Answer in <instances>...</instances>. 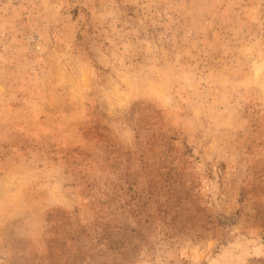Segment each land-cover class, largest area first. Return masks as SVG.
I'll return each instance as SVG.
<instances>
[{"label":"rangeland","instance_id":"obj_1","mask_svg":"<svg viewBox=\"0 0 264 264\" xmlns=\"http://www.w3.org/2000/svg\"><path fill=\"white\" fill-rule=\"evenodd\" d=\"M0 264H264V0H0Z\"/></svg>","mask_w":264,"mask_h":264}]
</instances>
